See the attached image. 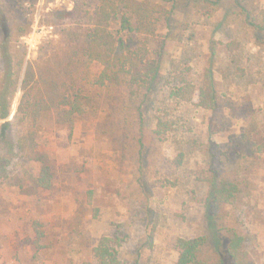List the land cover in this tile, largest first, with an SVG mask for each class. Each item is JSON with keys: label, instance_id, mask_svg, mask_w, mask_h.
<instances>
[{"label": "rangeland", "instance_id": "374dc122", "mask_svg": "<svg viewBox=\"0 0 264 264\" xmlns=\"http://www.w3.org/2000/svg\"><path fill=\"white\" fill-rule=\"evenodd\" d=\"M175 1L170 26L161 21L156 32L159 43L166 41L162 75L175 62L182 70L190 67L198 83L211 67L218 106L205 110L196 98L167 100L162 85L146 98L131 95L98 85V63L78 66L85 113L72 126L57 124L47 113L34 128L38 149L54 171L52 188L31 189L39 164L25 157L9 166L10 178L0 184V264L95 262L92 249L102 236L120 239L124 264H176L178 238L210 233L205 202L214 171L241 189L225 206L223 224L245 237L254 264H264V32L246 22L235 0ZM97 2L0 0L9 21L31 24L11 49L25 53L28 62L47 57L60 47L66 24H58L54 13ZM247 7L264 8V0H250ZM112 31L127 39L118 22ZM230 42L237 43L235 50L227 48ZM21 96L18 90L0 131L6 121L12 134L29 129L18 120ZM165 108L173 129L158 137L156 116ZM211 247L208 242L204 250Z\"/></svg>", "mask_w": 264, "mask_h": 264}, {"label": "trees", "instance_id": "16d2710c", "mask_svg": "<svg viewBox=\"0 0 264 264\" xmlns=\"http://www.w3.org/2000/svg\"><path fill=\"white\" fill-rule=\"evenodd\" d=\"M171 1L172 5L167 8ZM249 1L235 0L246 22L253 29L264 32V8L252 11L247 7ZM177 3L175 0H98L88 7L75 3L71 10L54 13L58 24L66 23L60 31V47L35 62L25 61V53L11 49V44L23 36L31 24L9 21L7 7L0 3V119L9 117L14 95L21 90L18 120L30 125L25 133L12 134L8 131L12 122L3 123L0 184L10 178L9 166L18 157H25L39 164L37 175L31 178V189L52 188L54 171L47 155L38 149L34 128L47 113L53 115L57 124L67 126H72L76 118L85 113V97L76 75L80 65L98 63L101 66L96 79L100 86L125 88L131 95L142 94L146 98L162 85L167 100L193 102L196 98L198 107L216 109L219 95L211 67L204 70L198 83L190 78V67L182 70L175 62L167 76L162 75L166 41L159 43L156 32L161 21L170 26ZM115 22L120 24V32L126 34V40L115 36L112 31ZM226 46L235 50L237 43L230 42ZM79 76L83 78L84 74ZM166 108L156 116L154 133L158 137L173 129L174 120L167 117L170 112ZM259 149H264V139ZM12 181L24 188L20 177H13ZM208 181L210 192L205 206L210 233L178 238L176 264H254L245 248V237L223 224L228 215L225 206L236 200L241 192L239 184L219 178L215 171ZM120 242L119 238L102 236L92 249L96 261L82 264H124L118 256ZM208 242L212 250L205 251Z\"/></svg>", "mask_w": 264, "mask_h": 264}]
</instances>
